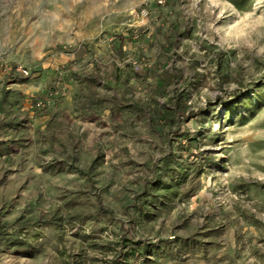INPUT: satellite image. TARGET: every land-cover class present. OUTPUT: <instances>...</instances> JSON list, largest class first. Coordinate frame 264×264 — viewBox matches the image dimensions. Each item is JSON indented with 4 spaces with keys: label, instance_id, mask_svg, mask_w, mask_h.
<instances>
[{
    "label": "rangeland",
    "instance_id": "1",
    "mask_svg": "<svg viewBox=\"0 0 264 264\" xmlns=\"http://www.w3.org/2000/svg\"><path fill=\"white\" fill-rule=\"evenodd\" d=\"M0 264H264V0H0Z\"/></svg>",
    "mask_w": 264,
    "mask_h": 264
},
{
    "label": "trees",
    "instance_id": "2",
    "mask_svg": "<svg viewBox=\"0 0 264 264\" xmlns=\"http://www.w3.org/2000/svg\"><path fill=\"white\" fill-rule=\"evenodd\" d=\"M25 76L24 74L16 73L14 71H10L6 76H5V82H8L10 79L13 81L24 79Z\"/></svg>",
    "mask_w": 264,
    "mask_h": 264
}]
</instances>
